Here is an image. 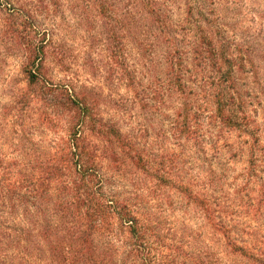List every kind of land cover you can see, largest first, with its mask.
<instances>
[{"label":"rangeland","instance_id":"1","mask_svg":"<svg viewBox=\"0 0 264 264\" xmlns=\"http://www.w3.org/2000/svg\"><path fill=\"white\" fill-rule=\"evenodd\" d=\"M154 3L166 14L167 29L179 42L182 55L175 56L181 67L190 70L184 71L186 78L198 70L218 81L217 73L214 75L210 67L204 69V61L203 66L196 67L198 59L194 52L189 53L190 44L201 31L213 33L218 41L224 38L233 47H264V0ZM94 6L91 4L87 10L75 8L60 19H46L42 28L53 31V46L63 55L62 64L46 59L48 79L57 86L71 83L78 93L95 101L94 119L114 120L131 143L129 152L143 157L142 167L130 159L114 166L107 159V152L99 153L104 191L130 203L142 222L151 223L162 232L166 245L180 248L176 264H264V113L255 112L250 95L264 89V74L260 77L262 82L257 83L247 70L236 73L238 89L244 91L249 102L247 113L240 119L241 131L223 129L207 119L206 111L200 107L204 98L199 93V77L194 80L191 76L187 84L199 93L200 119L195 124L198 138L196 142L181 141L173 127L182 119L178 111L183 109V98L170 93L172 96H165L151 113L131 101L124 83L115 79V71H108L104 39L107 16H98ZM123 7L118 4L113 8L112 16L120 14ZM140 41L145 45L140 57L143 63L136 61L140 62L136 65V51L127 44L123 55L128 64L136 65L137 79L143 85L152 76L160 86H166L162 51L169 49L174 54L178 49L162 40L157 45L150 33ZM10 45L8 39L0 36V179L12 178L19 167L33 164L30 161L36 156L37 161H46L47 156L57 152L51 145L66 137L63 125L53 119L52 107L40 100V95L33 94L22 71L24 55L10 51ZM205 87L210 91L215 86ZM198 107L193 104L189 110L197 113ZM250 144L254 151H248ZM157 170L165 177L164 183L152 177ZM21 220L20 215L1 216L0 231L12 232L23 225ZM234 246L243 250L236 252Z\"/></svg>","mask_w":264,"mask_h":264},{"label":"trees","instance_id":"2","mask_svg":"<svg viewBox=\"0 0 264 264\" xmlns=\"http://www.w3.org/2000/svg\"><path fill=\"white\" fill-rule=\"evenodd\" d=\"M91 4L96 6L98 16H107L104 39L108 71H115V79L124 83L131 101L151 113L165 96H172L170 93L183 98V109L178 111L182 119L173 127L181 141H197L199 93L204 98L201 110L206 111L212 124L241 131L240 119L247 113L249 102L244 91L238 89L236 73L247 70L255 82H262L264 47H233L224 38L218 41L213 33L207 35L202 31L190 44L189 53L194 52L197 57L196 67L203 66L204 61V69L210 67L214 75L217 73L218 81L198 70L186 78L184 71L190 70L181 67L176 59L178 54L179 58L182 55L179 42L171 37L166 14L156 7L154 0H0V36L10 41V51L24 55L22 71L33 94L40 95V100L52 107L53 119L63 125L66 136L51 145L57 152L47 156L46 161H37L36 156L30 161L33 164L19 167L12 178L0 179V217L20 215L23 222L12 232L0 231V264H176V256L181 252L179 247L166 245L165 236L156 226L142 222L130 203L114 199L104 191L99 153L107 152V159L114 166L130 159L135 166L142 167L143 157L129 152L131 143L114 120L94 119L95 101L78 93L71 83L57 86L48 79L46 59L62 64L63 55L53 46V31L42 28L43 22L60 19L75 8L87 10ZM118 4L124 6L123 10L112 16L110 11ZM149 33L156 44L162 40L178 49L174 54L169 49L162 51L168 82L164 87L152 76L146 85L136 76L134 66L143 61L140 57L145 52L140 39ZM127 44L136 51L138 59L134 61H140L136 65H129L123 55ZM191 76L194 80L199 77V93L187 84ZM109 80L107 77V85ZM208 84L215 86L213 90L208 91ZM250 95L255 112L264 113V89ZM193 104L198 107L197 113L189 110ZM248 151H254L251 144ZM249 162L252 165L254 160ZM155 176L160 182L166 181L158 170L152 173ZM179 189L186 192L183 187ZM234 248L236 252L243 250Z\"/></svg>","mask_w":264,"mask_h":264}]
</instances>
